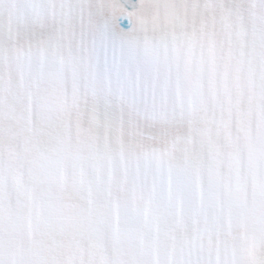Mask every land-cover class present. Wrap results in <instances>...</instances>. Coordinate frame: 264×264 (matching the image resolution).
Masks as SVG:
<instances>
[{
	"label": "snow or ice",
	"instance_id": "6c2138e0",
	"mask_svg": "<svg viewBox=\"0 0 264 264\" xmlns=\"http://www.w3.org/2000/svg\"><path fill=\"white\" fill-rule=\"evenodd\" d=\"M0 264H264V0H0Z\"/></svg>",
	"mask_w": 264,
	"mask_h": 264
}]
</instances>
